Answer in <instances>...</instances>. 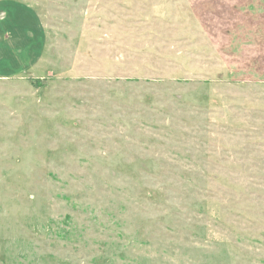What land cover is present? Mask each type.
Instances as JSON below:
<instances>
[{
  "label": "rangeland",
  "instance_id": "obj_1",
  "mask_svg": "<svg viewBox=\"0 0 264 264\" xmlns=\"http://www.w3.org/2000/svg\"><path fill=\"white\" fill-rule=\"evenodd\" d=\"M0 264H264V0H0Z\"/></svg>",
  "mask_w": 264,
  "mask_h": 264
}]
</instances>
